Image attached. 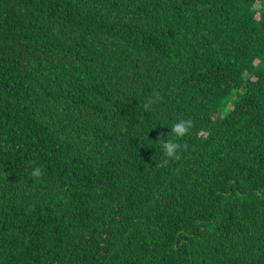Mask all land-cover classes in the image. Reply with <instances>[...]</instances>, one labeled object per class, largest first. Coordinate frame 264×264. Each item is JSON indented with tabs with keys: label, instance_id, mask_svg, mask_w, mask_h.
<instances>
[{
	"label": "trees",
	"instance_id": "obj_1",
	"mask_svg": "<svg viewBox=\"0 0 264 264\" xmlns=\"http://www.w3.org/2000/svg\"><path fill=\"white\" fill-rule=\"evenodd\" d=\"M0 264H264V0H0Z\"/></svg>",
	"mask_w": 264,
	"mask_h": 264
},
{
	"label": "clouds",
	"instance_id": "obj_2",
	"mask_svg": "<svg viewBox=\"0 0 264 264\" xmlns=\"http://www.w3.org/2000/svg\"><path fill=\"white\" fill-rule=\"evenodd\" d=\"M160 99L159 94H155L154 97L149 98V100L144 104V110H151L150 106L154 103H157ZM194 124L191 119H178L174 122L170 129V134L172 138L165 139V136L162 135L158 143L161 145L163 157V163L167 164L169 160L178 161L181 156L180 153L183 150L187 149V144H181L179 141L183 139L186 135H189ZM41 169L39 167L35 168L32 175L39 177L41 175Z\"/></svg>",
	"mask_w": 264,
	"mask_h": 264
}]
</instances>
